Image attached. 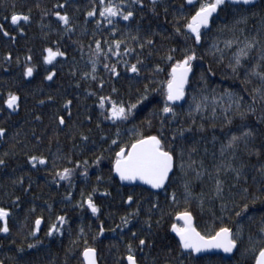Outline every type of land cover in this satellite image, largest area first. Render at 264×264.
Returning <instances> with one entry per match:
<instances>
[{"label":"trees","instance_id":"1","mask_svg":"<svg viewBox=\"0 0 264 264\" xmlns=\"http://www.w3.org/2000/svg\"><path fill=\"white\" fill-rule=\"evenodd\" d=\"M57 4H66V7L55 9ZM93 5L98 8L99 0H0V24L15 37L13 41L0 33V127L6 129V134L0 137V159L5 161L0 165V207L10 210V231L0 233V261L3 264H81L79 254L87 240L88 246L97 249L98 264H126L129 244L136 250L138 264H251L252 254L244 251L247 236L249 229L251 233L256 232V225L264 218V175L259 171L264 165V101L259 95L253 101V89L260 81L258 77L248 76L246 82V75L253 66H258V71L264 69V0H253L246 9H241L248 17L247 23L237 24L239 16L229 8L220 11L197 48L195 74H190L185 99L179 105H172L175 117L163 114L167 116L163 128L169 140L174 131L184 130L183 137L176 135L177 151L181 146L185 148L187 162V149L195 147L197 151L192 154V159L198 168L203 163L200 170L204 174L200 179L195 178L194 172L184 176L177 157L176 167L170 174L171 183L159 192L141 186H122L113 173V179L109 181L110 161L120 146L133 139L128 131L133 126L146 135L159 133V109L164 102L161 82L167 81L171 66L163 57L169 55L171 48L186 46L184 37L175 34L174 27L181 5H184L185 13L190 11L189 6L186 0H125L124 11L132 10L134 16L128 21L114 17L113 24L109 25L98 11L94 17L86 16ZM55 10L68 13L74 31L64 30L57 17L52 15ZM14 11L31 17L28 22H20L23 32L11 24ZM45 12L48 14L44 15ZM180 22H184L183 16ZM225 26L223 32L218 31ZM132 36H138L139 42L151 39L154 43L151 46L145 44L141 50L139 42L131 40ZM236 37L240 41L245 38L254 40L255 44L248 49V55L242 58V64L234 73L230 60L237 46L225 48L224 41ZM96 40L101 41L105 53L108 52L105 41L115 40H124L134 51L121 58L110 53L107 60L103 55L96 58L92 55ZM214 43L223 50V60L220 52L211 47ZM243 46V43L239 45ZM46 47H59L67 55L57 57L52 65H45L41 54ZM120 52L123 53V47ZM8 53H11L10 60L5 59ZM28 55L32 56L35 70L32 76L25 77L23 70ZM138 56L144 61L139 76L126 73L123 60L135 63ZM91 59H98L95 81L82 76L84 72L91 73ZM105 63L118 65L119 79L110 76L104 68ZM157 63L164 71H153ZM53 68L56 70L54 79L46 80L47 72ZM101 78L105 81L102 90L99 86ZM145 85L149 86L148 99L137 104L128 121L113 124L100 115L99 95L108 96L114 86L118 92L112 94L113 99L123 101L125 105L135 104ZM226 91H231L237 98L243 97L242 106L233 105L227 113L231 123L225 119L223 105L217 106L215 119L210 107L207 113L192 112L189 115L193 96L200 99L206 95L211 105V97H219ZM8 92L20 97V106L15 112L3 103ZM92 92L97 95H91ZM69 100L71 104L65 107ZM241 112L245 113L243 118ZM59 116H64L65 124H59ZM117 127L121 136L118 143L112 145L111 140L117 139ZM246 129L253 133L247 144L241 140L232 152L221 156V145L226 144L233 134L240 135ZM82 134L88 137L87 141L81 139ZM101 154L104 157L101 163L93 164L96 156ZM29 155L46 156L47 164L33 166L28 162ZM222 162L224 165L231 162L233 167L242 169V175L237 182L235 172L221 171L219 179L223 181L224 198L217 199L211 195L215 185L208 173L215 177V167ZM64 168L71 169L72 173L62 180L56 173ZM97 177L102 179L98 181ZM186 180H191L193 193L188 203L184 201L183 184ZM244 188L248 189L246 193ZM105 190L111 195H103ZM173 191L177 194V203L171 202ZM90 193L100 209L96 216L86 204L78 206V202L84 201ZM201 193L204 194L202 207L197 198ZM128 195L134 197L135 202L131 205L125 203ZM153 203H159L160 207L153 208ZM242 203L249 205V211L237 218L232 209L237 204L242 207ZM222 204L227 208L222 209ZM138 207L139 215L132 216L127 226L123 225L121 218ZM185 210L192 212L194 224L202 232L219 226L235 229L238 224L243 225L245 239L239 250L229 257L220 254L194 257L182 252L169 230L176 223L174 217L177 213ZM58 215L67 217L66 224L58 225L63 234L47 236ZM37 216L43 217V224L33 238L29 233ZM249 217L253 220L250 221ZM101 222L103 233L99 231ZM81 229L84 230L82 235ZM141 238L149 241L142 250L139 247ZM36 242L39 243L35 248H28L29 244ZM20 248L23 251H18Z\"/></svg>","mask_w":264,"mask_h":264},{"label":"snow or ice","instance_id":"2","mask_svg":"<svg viewBox=\"0 0 264 264\" xmlns=\"http://www.w3.org/2000/svg\"><path fill=\"white\" fill-rule=\"evenodd\" d=\"M125 0H119V2H114V0H99L98 8L96 5H93L92 9L86 13L87 17H94L99 13V16L103 18L109 25L113 24L114 17H122L123 20L128 21L130 18L134 16V12L132 10L124 11L123 5ZM137 2H142V0H137ZM187 5L189 6L190 11L185 13L183 11L184 5H181V9L177 14L176 26L174 27L175 34L184 37V48H171L169 49V55L163 57V59L170 62L171 66L168 69L167 75L168 79L166 82H161L163 87V106L159 109V114H161V129L158 134L154 135H146L142 131H138L135 126H133L128 131L132 133L133 139L129 143H125L119 147V150L115 152V156L110 161V175L109 181L113 179L111 173H114L115 176L119 178L120 181H141L146 185H149L152 189H167L169 183H171V173L174 171L176 167V160L179 157L180 160V170L184 174V176H190L193 172L195 173V178L200 179V177L204 174L200 169L203 168V163L201 162L199 168L196 166V161L192 159V154L197 151L195 147L187 149L188 152V161L186 162L184 159L185 148L180 147L179 151H177L176 146V135L179 134L181 137L184 135V130L180 129L178 132L174 131L171 140L167 139L164 134L163 124L167 119V116L163 114H170L175 117L176 113L174 107L172 106L174 102L185 99V85L188 84L190 80V74H195V65L194 61L197 60V48L200 46L201 42L204 40L205 34L207 31L211 30L212 24L215 22V17L219 15V12L224 10L225 8L231 9V11L239 16V19L236 21L237 24L244 22L247 23L248 17L244 15L241 9H246V6L252 4V0H186ZM66 7V4H57L54 5L55 9H61ZM167 11V9H165ZM48 13L45 12L44 15ZM52 15L57 17L60 24L64 26V30L66 32L74 31L71 25L70 17L67 12L61 14L59 10H55L52 12ZM183 16L184 22L181 24L180 17ZM7 19V17L5 18ZM31 17L28 14L13 12L10 17L11 24L17 28L21 32H23V28L20 27V22H28ZM100 23V21H98ZM225 28L219 29L218 31L223 32ZM116 29L113 28V33H115ZM0 33L3 34L4 37L15 40L14 36H11L10 33L4 28L3 24H0ZM131 40L133 42H139L138 36H132ZM108 43V52L105 53L103 48L101 47V41L96 40V48L93 51V57L98 58L100 55H103L105 60L109 58V53L112 56H116L121 58L123 56L130 55L134 49L127 46L124 40H115L113 42L105 41ZM154 43L153 40L149 39L145 42H139V47L141 50L144 49L145 44L151 46ZM243 43L244 46L241 48L239 45ZM225 48L231 49L233 45L237 46V51L233 53V57L230 60V67L234 73L237 72L238 67L242 64V58L248 55V49L254 47L255 41H249L245 38L244 41H240L238 37L235 39H228L224 41ZM123 47V53L120 52V49ZM216 51L220 52V59L223 60V50L218 47L217 43H214L211 46ZM179 53V56H177ZM42 59L45 65H52L53 61L57 57H65L67 53L65 51L60 50L59 47H46L42 51ZM151 55V53H149ZM6 60L11 59V53H8L5 56ZM264 59V57H262ZM32 56L28 55L25 57L26 66L23 70V75L25 77H30L33 75L35 70V65L31 63ZM98 59H91L90 63L92 65V71L82 73V76L85 79L91 77L93 81L97 79L95 76L96 72V64ZM17 63L19 64V58H17ZM123 64L126 70V73L133 74L134 76H139L142 71V66L144 65V61L139 58L136 59L135 63H129L128 60H123ZM258 66H253L251 68L250 73L246 75V82H248V76L258 77L260 84L253 89V101L255 102L256 96L259 95L260 100L264 101V69L257 70ZM105 70L110 73L111 77L116 79L120 78L121 73L118 71V65L112 64L109 66L108 63L104 64ZM155 73H160L164 71L161 68V65L157 63L153 69ZM56 75V70L53 68L52 71H48L45 76L46 80H53ZM204 79V77H201ZM99 86L101 90L105 86V81L101 78L99 80ZM149 91V86L145 85L143 93L140 94L139 99L135 104L125 105L123 101H117L113 99L112 94H116L118 89L116 87H112L111 93L108 96L99 95L98 98V108L100 109V115L103 116L105 120L112 121L113 124H118L120 122L128 121L129 117L132 115L133 109L137 107L141 101L147 100V93ZM91 95H97L96 92H92ZM225 98L227 103H225ZM49 100L52 97L48 98ZM212 103L209 105V97L206 95H202L200 99H197L196 96L192 98V105L190 106L189 115L192 112L196 113H207L209 107L211 108L212 118L215 119L217 115V106L223 105V112L225 114V119L231 123V120L228 118L227 113L231 110L232 106L235 105L237 108L242 106L243 97L237 98L234 93L231 91H226V93L221 94V96L211 97ZM20 97L14 92H8L7 98L4 99V105L7 109L15 112L19 108ZM43 103V101H41ZM71 104V101L65 102V107ZM254 111V109H253ZM241 118L245 116V113H239ZM39 119V117H37ZM59 124H65L64 116H59ZM195 123V120H193ZM99 123L97 127H99ZM149 126H151V121H149ZM203 127V126H201ZM191 130L190 128L188 129ZM6 134V129L0 127V137ZM252 131L250 129H246L241 132L240 135L233 134L226 144L221 145V156H224L228 152H232L239 144L241 140L245 141L247 144L248 137L252 135ZM115 136L117 139H112L111 144L116 145L118 143V138L121 136V130L117 127ZM37 140L40 138L37 137ZM81 139L87 141L88 137L86 135L81 136ZM104 159L103 155L96 156L93 164L99 165L101 161ZM28 162L35 166L37 163L40 165L47 164L46 156H35L29 155ZM5 161L0 159V165H3ZM85 166L87 165V161L84 162ZM80 162L77 161V166L79 167ZM231 170L235 172V178L237 182L242 175V169H238L233 167L232 163L229 162L227 165H224L223 162L221 165L215 167V177H213L212 173L209 172L208 176L210 179L214 181V190H212L211 195L217 199L224 198V188L223 181L219 179V175L221 171ZM262 175H264V165L259 169ZM72 173V170L69 168H64L62 171H58L56 173L60 179H67ZM87 174V171L84 173ZM102 177H97V180H101ZM184 188V201L188 203L193 198L192 193V184L191 180H186L183 184ZM28 189H25L27 191ZM96 189H93L95 192ZM243 191L246 193L248 191L247 188H244ZM103 195L108 196L111 193L107 190L104 191ZM203 193L200 194L198 199L201 200V207L203 205ZM71 193H69V197ZM171 202L177 203L178 197L175 191L171 194ZM246 199V197H245ZM19 200V197L16 198ZM134 201V197L132 195L127 196L126 204L131 205ZM253 202H255V197H253ZM84 204L87 205L88 209H90L93 216H96L100 211L99 207L95 203L93 199L92 193L88 195V197L82 201L78 202L79 207H83ZM153 208H159V203H153ZM222 209H226L227 205L222 204ZM236 208H239V211H235ZM34 211V209H33ZM232 211L235 212V216L237 218H242L249 211V205L247 203H242V207L240 205H234ZM139 215V207L135 212L129 213L127 216L121 218V223L127 226L130 223V218L132 216ZM10 216V210L4 207H0V233H8L10 228L8 226V218ZM43 217L37 216L34 221V226L29 233V235L35 238L36 233L40 230V225L42 223ZM177 219L183 220V225L178 223H173L171 225V232L175 233L176 237H178V246L182 250V252H187L189 255L193 253H201L206 250L218 249L222 250L224 253H233L234 250H239L241 243L244 242V227L243 225L238 224V226L234 229L230 226H219L215 230H208L202 232L198 230L197 226L193 223V214L191 211L185 210L183 212L177 213ZM250 221L253 220L252 217L248 218ZM67 223V217L64 215L56 216V222H54L48 229L47 236H54L57 233L63 234L62 227L58 225H64ZM159 223V222H157ZM149 228H151V224L149 223ZM83 229L80 230L81 235L83 234ZM100 233L104 232L103 222H101V226L99 229ZM250 234L247 236V246L245 247V253L252 254V262L251 264H264V218H261L260 222L256 225V232L251 233V229H249ZM136 236V233H133V237ZM95 240L96 237H93ZM37 243H31L28 245V248H35ZM149 241L147 239L141 238L139 240V247L142 250L143 246L148 244ZM18 251H23L22 248L18 249ZM136 250L133 248L131 244L128 246V254L126 256L127 264H138L137 257L135 254ZM82 257L81 264H97V249L95 247H91L87 245V240H85V246L79 254ZM0 264H3L0 261Z\"/></svg>","mask_w":264,"mask_h":264},{"label":"water","instance_id":"3","mask_svg":"<svg viewBox=\"0 0 264 264\" xmlns=\"http://www.w3.org/2000/svg\"><path fill=\"white\" fill-rule=\"evenodd\" d=\"M187 84L185 85V88H186ZM184 99L180 100V101H176L174 102L173 105H179L183 102ZM113 176L118 180V182L122 185V186H141L145 189H148L150 191H153V192H159L161 189H152L149 185H146L144 184L143 182L137 180V181H132V182H129V181H120L119 178L117 176H115V174L113 173ZM174 220L176 222H179L181 225H183V220H178L177 219V215L174 217ZM193 223H194V220H193ZM42 227V223L40 225V229ZM171 229V227H170ZM170 234L177 240L178 242V237H176L175 233L171 232V230H169ZM235 251V250H234ZM234 253V252H233ZM233 253H224L222 250H218V249H211V250H206L204 252H201V253H193L192 255L194 257H199V256H203V255H210V254H221V255H224V256H231ZM81 260H82V257H81ZM125 262L127 264V261H126V258H125ZM98 264V262H97Z\"/></svg>","mask_w":264,"mask_h":264},{"label":"bare ground","instance_id":"4","mask_svg":"<svg viewBox=\"0 0 264 264\" xmlns=\"http://www.w3.org/2000/svg\"><path fill=\"white\" fill-rule=\"evenodd\" d=\"M42 224H43V221H42Z\"/></svg>","mask_w":264,"mask_h":264},{"label":"rangeland","instance_id":"5","mask_svg":"<svg viewBox=\"0 0 264 264\" xmlns=\"http://www.w3.org/2000/svg\"><path fill=\"white\" fill-rule=\"evenodd\" d=\"M253 1V0H252Z\"/></svg>","mask_w":264,"mask_h":264}]
</instances>
